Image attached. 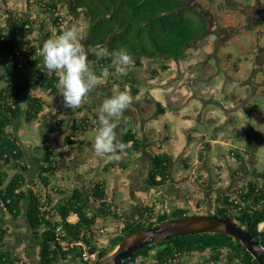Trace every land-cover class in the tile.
Returning <instances> with one entry per match:
<instances>
[{
	"label": "trees",
	"instance_id": "trees-1",
	"mask_svg": "<svg viewBox=\"0 0 264 264\" xmlns=\"http://www.w3.org/2000/svg\"><path fill=\"white\" fill-rule=\"evenodd\" d=\"M190 1L27 0L25 10L7 17L3 24L0 7V82L8 79L7 85L0 88V264H28L9 250L3 217L15 221L25 216L29 232L39 244L36 264H64L78 252L76 247L69 246L74 241L86 243L90 252L97 249L100 217L120 216L108 199L105 181L89 184L85 176L77 171L80 162L76 158L67 160L65 154L57 152L54 147L46 148L45 162L37 170L36 184L56 190L59 187H51L52 177L57 173L73 172V184L78 187L59 188L64 191L60 192L62 197L56 202L50 196L42 197L35 185L28 184L29 167L17 136L19 125L34 124L44 109V99L34 94L33 89H40L48 96L60 95L56 87V73L44 67L39 55L43 41L59 35L66 29L67 22L71 23L81 16L86 23L85 46L90 52L88 62L98 76L104 69L115 72L110 53L125 48L133 57L134 67L144 68V61L158 63V69H145L153 80L168 70L166 59L179 60L209 28L206 13L191 7ZM263 19L264 11L260 8L251 17L255 23H264ZM124 83L134 96L139 93L135 77L126 75ZM147 96L152 100L149 93ZM154 104L156 114L164 113L160 103ZM76 111L81 112L82 107ZM70 114L74 116L75 111L70 109ZM70 121L71 125H68ZM55 126L65 128L62 147L72 152L77 148L75 139L91 125L82 120L77 123L69 116L67 124L57 121ZM121 127L124 133L121 141L131 142L126 156H134L142 149V139L137 137L132 120L128 119ZM205 146L209 145L205 143ZM262 146L264 136L254 132L245 136L243 148L231 151L236 165L230 171V178L237 180V185L223 198L224 207L216 208L212 214L240 225L264 247V168L257 167V153ZM172 165V157L164 150L152 153L147 185L162 187L169 184L173 178ZM157 202L160 201L144 203L136 217L130 222H122L118 233H108L109 244L100 250L97 260L134 231L148 228L171 216L203 214L201 209L205 203L204 200L203 204L195 203L198 210L194 214L182 208L170 214L167 210H157ZM73 213L77 219L71 222L68 218ZM62 242L67 244V249H63ZM196 257L209 264H258L238 241L218 233L192 234L153 243L136 251L123 264H175ZM72 264L81 263L77 259Z\"/></svg>",
	"mask_w": 264,
	"mask_h": 264
},
{
	"label": "rangeland",
	"instance_id": "rangeland-1",
	"mask_svg": "<svg viewBox=\"0 0 264 264\" xmlns=\"http://www.w3.org/2000/svg\"><path fill=\"white\" fill-rule=\"evenodd\" d=\"M26 5L27 0H0V7L3 12L1 20L2 24L7 17L10 18L16 14V12L25 10ZM189 5L206 13L209 19L208 30L189 48L198 43L195 48H197V51L199 52V59H207L210 64L190 68L188 71L189 77L187 79L182 78V80H185V83L182 85L185 86V89L188 92L194 93V95H196L195 92L198 89V92L202 93L203 97H212L216 99L215 102L205 103V99L202 101L197 99L189 101L187 99L186 103L190 105H187L186 107L180 105L179 98H181V96L178 97V91L180 88L177 85L172 84L178 83V63L177 60L173 59H166V63L170 64L172 67L171 72L165 74L164 77L160 74L153 80L147 75L145 69H147V67L158 69V63L144 61V68L134 67L132 65L129 66L127 75L135 77L137 84H139V90H142V94H140L139 97L134 96L129 87L125 85V76H120L119 73L116 72V67L115 72H109V75L102 79L101 83L106 84V87H99L100 90H106L108 93L109 91H114L115 93L119 89V91L130 90V94L134 100L131 106L123 113L121 121H127L128 119L132 120L137 137L142 139L141 148L147 155H145V159H148V155L152 156V153H159L161 150H164L172 157L173 165L171 174L173 179L170 181V184L173 183V189L178 187L182 190L183 196L180 197V199L177 198L175 200V198L172 197L171 202H165L163 199H158V195H154V188L150 189L147 194H145L146 187H142L140 190L136 191V193L142 197L141 201L143 204L159 200L160 202L156 203V209L161 211L167 210L170 214L173 213L176 208L187 209L189 210V214L196 213L198 209H196L195 203L201 202L203 204L205 191L209 189H207L209 183H211L210 187L212 191L216 188H223L226 191V194L236 186L237 180H232L230 178V171L236 165L231 151L234 152L241 149L243 145L241 140L245 133L248 135L254 130L260 132H263L264 130V121L262 120V118L264 119V83L261 82L264 78V74H262L264 65V23H255L254 21H251V17L255 14V11L257 12L259 8L264 11V0H191ZM254 20L257 21L256 18ZM72 26H76L79 29V35L83 37L82 42L85 45L86 23L83 18L77 16L71 23L67 22L65 24L66 28ZM210 44H212L213 48V50L210 51L212 55L211 58L210 55L206 53V48L209 47ZM85 47L87 50V46ZM87 51L90 53L89 50ZM227 54H231L229 60L224 59V56ZM190 56H188L187 59H190ZM233 63L239 64V67L241 68V70L239 69L240 72L237 74L233 71ZM237 69L238 67H235L234 70L238 72ZM213 73L215 78L213 83H210L209 85L211 88L208 89V84L201 83L200 79H205V77H208V75L210 76ZM186 80L188 81L186 82ZM223 80L224 82H220ZM150 81H153L151 83H157L156 85L154 84V86H157L159 89L156 88L154 95L158 96L159 102L162 107H164L166 113H160L159 115L156 114L155 105L148 99L147 93L152 94V91H154L150 86L151 84H148ZM160 83H167L168 85H173L175 87H170L168 91L166 88L163 89V86L160 85ZM162 93H165L166 95L169 94L171 97L176 95L177 100H174L175 103L172 104L167 96L166 98L160 96ZM90 94H92V92ZM59 101L65 108L62 99H59ZM246 103H249L257 113L256 120H251L249 123L247 117L243 115L245 110L244 104ZM221 104L223 106L232 107L231 110H228L227 116L224 115V109ZM51 108L52 102L47 101V109ZM241 108L242 110L239 112L238 110ZM76 109L77 108L74 109V116H71L72 119L77 118V121H84L82 117H87V115L93 117V115L88 114V112H77ZM211 109L215 111V115L211 116L213 121L208 117L210 114H207ZM232 110H235L234 114H232ZM185 112H190L191 114L188 116H191V118L185 116ZM179 113L185 115L181 117L179 116ZM64 114L67 115L65 112ZM64 114L62 113L61 115L66 119ZM139 114L142 115L141 119ZM153 120L155 121V125L159 124L158 128L154 125ZM148 121L151 122L149 125H146V122ZM91 122L95 123V120L93 119ZM161 124L167 125L166 129L163 130ZM93 126L95 129L91 127L87 129L83 135L78 136L82 146L86 145L88 142L93 146L95 132L99 125L95 123ZM33 127L25 125L23 127V129H28V132L30 133L29 139L40 137L38 131ZM220 129H227L226 132L228 134L221 136L215 135L216 131ZM238 129L243 130L242 132H239ZM17 136L19 137L18 142L20 145V140H22L24 136H20L19 130ZM214 139H216L217 142L214 143L212 141ZM58 142L62 145L61 137H58ZM205 143L209 146H205ZM55 144L52 143V145ZM56 147L57 146L55 145L54 148ZM160 147H162V149H160ZM62 148L66 149L65 147ZM90 149L92 150L90 153L85 150L88 156L81 154L80 157L89 160L93 158V161L82 163L80 172L87 177H90V174H97L98 177H96V181H105L109 197H112L114 200L113 208L120 216L118 218L112 217L111 215L100 217L98 219L97 227H106L111 234H116L119 232L122 222L124 221L123 217L128 215L127 212L133 210L132 204H135V201H132L130 197V195L132 196V176L129 170H127L128 172L121 170L117 175L114 169L108 171L109 165L105 169L102 164L104 161L109 160H107L106 157H103V161L102 157H97L94 154L93 147ZM257 154V167L263 169L264 146L258 150ZM80 157L76 159L80 161ZM127 158H129L130 161L132 160V156H128ZM66 159L68 160V158ZM123 160L125 162L129 161L127 159ZM111 164L113 165L114 163L112 162ZM128 168L135 172L132 165H129L127 169ZM72 174L73 172H71V175ZM62 176L65 178V182L68 185L62 187L71 189L74 175L72 177L69 175L66 177V175L63 174ZM31 178H33V175L29 177V179ZM59 180L60 179L58 178L55 181L53 184L54 187H57L56 184L59 183L57 182ZM35 187L39 193H41L42 197L45 195L50 196V198L56 202L60 201V198L62 197L60 196V192L64 191L59 190V188H57L58 190L45 189L41 184H35ZM113 189H115V197L111 195ZM173 191L178 194V190ZM149 192H151V195L153 196L149 197ZM211 195L213 198L215 197V193H211ZM210 202H212V200H210ZM134 211H136V209ZM3 218L5 219L7 217ZM22 224L23 221L21 220L20 228L21 231L24 232L22 230V228H24ZM12 225L13 223L5 225L7 228L5 240L10 246H18L17 252L20 260L30 264L26 257L28 254L25 255L26 252L23 249L24 237L22 236L19 238V243L17 240L18 237L15 233H11V229L15 227ZM13 230L15 231L16 227ZM16 242L18 243L15 244ZM28 251V256L33 259L32 257L36 253L33 252L31 247ZM191 261L193 264H198L197 257L192 258Z\"/></svg>",
	"mask_w": 264,
	"mask_h": 264
},
{
	"label": "crops",
	"instance_id": "crops-1",
	"mask_svg": "<svg viewBox=\"0 0 264 264\" xmlns=\"http://www.w3.org/2000/svg\"><path fill=\"white\" fill-rule=\"evenodd\" d=\"M212 40H213V38H212ZM197 45H198V43L195 46H192L191 48H188L186 50V52L184 53V55L179 60H177V63H178L177 64V75L178 76L177 75L176 76H177L178 83H172V84L177 85L180 88L179 91H178V97L181 96V98H179L180 99V105H184L183 107H186L187 105H190V104H187L186 103V100L187 99L189 101H194V99H197V100H201L202 101L203 99H205L206 100L205 103H211V102H215L216 101V99H214L212 97L211 98H209V97H203V94L200 93V92H198V89L195 92L196 95H194V93L188 92L185 89V86L182 85V84L185 83V80H182V78H186L187 79L189 77V72L188 71H189L190 68H192V67H199L201 65L205 66L206 64H210L209 60H207V59H199V52L197 51V48H195ZM212 50H213L212 44H210V46L206 48V53L208 55H210V58L212 57L211 52H210ZM188 56H190V59H187ZM230 58H231V54H227L226 56H224V59H228L229 60ZM168 66H169L168 70L160 73L162 77H164L165 74L171 72L172 67H171L170 64H168ZM232 67H233V71L236 74L239 73L240 70H241V68L239 67V64H237V63H233L232 64ZM235 67H238V69H237L238 72H236L234 70ZM262 74H264V65H263V69H262ZM214 78L215 77H214V73H213L212 75H210V76L208 75V77H205V79H200V80H201V83H206V85L208 84V89H209V88H211L209 85H210V83H213ZM7 81H8V79H5L4 82H0V88L3 87L4 85H7V83H6ZM187 81L188 80H186V82ZM151 82H153V81H150V83H148V84L149 85L151 84L150 86L154 90V91H152V94L149 93V95L152 97V100H151L152 101V104H154L155 102L160 103L158 96H155L154 95V92L156 91V88H158L157 86H154V84L156 85L157 83H151ZM220 82H224V80L223 81H220ZM261 82L264 83V78L262 79ZM166 84L167 83H160V85L163 86V89L166 88L169 91L170 87H172L173 85H168V84L166 85ZM100 86L106 87V84H103V83L99 84L98 87H96V89L92 92V94L89 93V95L84 99V102L80 106V107H82L83 113L84 112H88V114H92L93 115V117L91 115L90 116L87 115V117H82L84 119V121L89 122V125H91V126L88 127V129L91 128V127H93L95 129V127L93 126V125H95V123L97 125H99V123H98V117H99V114H100L99 113V108H100L103 100L105 98L110 97V96H112V95H114L116 93V92L114 93V91H109V93H108V92H106V90H100V88H99ZM173 87H175V86H173ZM32 91H33L34 94H36L37 96H41L44 99L45 106H44L43 111L40 114L39 120L37 122H35L34 124L29 125L31 127L34 126L33 128L36 131H38L40 137H38L36 139H35V137L29 139L30 133L28 132V129H23L24 125H22V124L19 125V133H20V136H24L23 139L20 140V144H21L22 149H23V152H24V158H25V160L27 162V165L29 167V172L27 174L28 184L29 185H35L36 182L38 181L37 180L38 179L37 178V170H38L39 166L45 162V156L44 155H45V151H46V148L47 147H49V146L54 147L56 145L57 146L56 147L57 148V152L64 153L65 154V157L68 158V160H70L71 158H78V157L81 156V154H84V156H88V154H86L85 150H87V152L90 153L92 151L90 148L93 147L92 144L89 143V142L86 145H83V146L80 145L79 146V142L80 141L77 138V139H75L76 140V146H77L76 150H74L72 152H69L67 149H63L62 148V145H60L59 142H58V137H61V139H62L63 132H64L65 128L58 129L55 126V122H57V121L63 122V123L66 122V124H67L69 116L71 117L70 109L67 108V107L64 108V106L61 105V103L59 101V99H62V101H63V97L61 95H59V96H48V95H46V93H43V91L40 90V89H33ZM140 94H142V90L139 91V93L136 96L139 97ZM160 96H162L163 98H166V96H167V98L170 100V102L172 104L175 103L174 100H177L176 99V95H173L174 97H171L169 94L166 95L165 93L164 94L162 93ZM45 97H46V99H45ZM47 101L52 102V108L51 109H47ZM244 105H245L244 106L245 107V110H244V114L243 115H245L247 117L248 123L251 122V120H254L255 121L256 120V117H257V113L253 110V108L249 105V103H246ZM231 106H232V103H231ZM231 106H223L222 105L224 111L226 112L225 113L222 110L225 116H227L228 110H231V108H232ZM74 109H71V110H74ZM241 110H242V108L239 109L238 111L240 112ZM64 112L67 113V115L64 114ZM214 112L215 111L213 109L209 110L207 112V114L208 113L210 114L208 117L211 118L212 115L214 116L215 115ZM62 113L66 116V119L61 115ZM164 113H166V111H164ZM234 113H235V110H232V114H234ZM185 114L179 113V116L182 117L183 115H185V116L191 118V116H188V115L191 114L190 112H185ZM139 117L141 119L142 118V115L139 114ZM210 118H209V120H210ZM76 119L77 118H75L74 120H76ZM93 119L95 120V123H92L91 122ZM262 120L264 121L263 118H262ZM211 121H213V118H211ZM75 122L79 123L80 121H77L76 120ZM124 122L125 121H120L119 127L116 130L118 136H120L121 139L124 136V133L122 131L121 124L124 123ZM150 122L151 121L146 122V125H149ZM153 123L155 125V121L154 120H153ZM68 125H71V121L69 122ZM25 126H27V125H25ZM155 126H156V128H158L159 124H157ZM161 126H162L163 130L166 129V127H167V125H165V124H163V125L161 124ZM145 127H149V126H145ZM238 130H239V132H242L243 129H238ZM193 131H194V129H193ZM226 131H227V129L217 130L216 133H215V135H217V136L227 135L228 133ZM194 132L197 134L196 131H194ZM254 132H260V131L254 130L251 133H254ZM248 133H250V132H248ZM260 133H262V135L264 136V130H263V132L261 131ZM246 135L247 134L245 133V135L243 136V140H241L242 143H243V145H242L241 148H243V146H244V138H245ZM143 141H144V138H143ZM212 141L214 143L217 142L216 139H214ZM52 143H54V144L56 143V144L55 145H52ZM143 151L144 150L141 149V151H139L134 156H132L131 165H132V168H134L135 172L131 171L130 168L127 169L126 166H123L120 163H118V164H115L114 163L112 165L111 164L112 163L111 161H104L103 158H102V160L104 162H103L102 166H108L109 165L108 171L114 169V171L116 172V175L121 170H124V171L129 170V172L131 173V176H132V181H131V191H132V196H133V200L132 201H137L140 204L141 203L143 204V202L141 201L142 200V197H140L136 193V191L137 190H140V188H142V187H146V193L145 194H147L150 189L154 188V190H155L154 191V195L155 196L158 195L157 198L158 199L159 198L160 199H163V201H165V202H171L172 201V197H174L175 200L177 198L180 199V197L183 196L182 195L183 192L178 187H175L176 189L171 188L172 186H174L173 183L172 184L169 183V184H167L165 186H162V187H148L147 186V184H146V178L149 176L150 171H151V168H152V156L151 155L150 156L148 155V157H147L148 159H145V155L146 154ZM67 156H70V157H67ZM80 158H81V160L79 161L80 162V167H81L82 163H84V162L93 161V158H91V160L86 159V158H83V157H80ZM77 171L79 173H81L80 172V168ZM29 174H30V176L33 175V178L29 179V177H30ZM63 174L66 175V177L68 175L71 176V177L74 175V174L71 175V172L57 173L51 179V186H53V184L55 183V181L58 178L60 180L57 181V182H59L60 184L59 183L56 184L57 187L64 188L62 186H68L67 183L65 182V178L62 176ZM96 177H98L97 174H90V177L85 176V178L87 179V181H88L89 184L91 182L92 183L95 182L96 181L95 180ZM76 187H78V186L76 184H73V182H72L71 183V189L76 188ZM114 190L115 189H113L112 190L113 192L111 193V195L113 197H115V191ZM173 190H178V194H176V192L173 191ZM106 192H107V195H108V199L113 204L114 203V200L112 199V197L111 198L109 197V192L107 190V185H106ZM148 195H149V197L150 196H153V195H151V192H149ZM147 203H149V202H147ZM133 205H135V204L133 203L132 206ZM6 219H8V218H6ZM24 222H26V221H24ZM72 222H74V220ZM14 233L18 237L17 240L19 242V238H21L22 235H23L20 226L16 227V230L14 231ZM34 252H37V254H34V255H36V256L39 255V250L38 251H34Z\"/></svg>",
	"mask_w": 264,
	"mask_h": 264
},
{
	"label": "clouds",
	"instance_id": "clouds-1",
	"mask_svg": "<svg viewBox=\"0 0 264 264\" xmlns=\"http://www.w3.org/2000/svg\"><path fill=\"white\" fill-rule=\"evenodd\" d=\"M83 37L79 35L76 26L66 28L54 38L43 41L39 51L44 67L57 75L56 87L63 97L65 107L79 108L84 99L101 84L102 79L109 75L104 69L97 75L88 62L89 53L86 50ZM112 64L120 76L128 74L129 66L134 64L133 57L125 48L110 53ZM130 90L119 91L103 100L99 108L98 123L93 143V151L97 157L118 164L127 154L131 142L123 143L117 134V128L123 113L133 103Z\"/></svg>",
	"mask_w": 264,
	"mask_h": 264
},
{
	"label": "water",
	"instance_id": "water-1",
	"mask_svg": "<svg viewBox=\"0 0 264 264\" xmlns=\"http://www.w3.org/2000/svg\"><path fill=\"white\" fill-rule=\"evenodd\" d=\"M213 233L227 235L238 241L258 262L264 264V247L240 225L215 214L205 213L186 217H173L134 231L124 237L115 248L103 258L90 264H123L136 251L153 243L162 242L179 236ZM78 259V252L63 262L72 264Z\"/></svg>",
	"mask_w": 264,
	"mask_h": 264
},
{
	"label": "flooded vegetation",
	"instance_id": "flooded-vegetation-1",
	"mask_svg": "<svg viewBox=\"0 0 264 264\" xmlns=\"http://www.w3.org/2000/svg\"><path fill=\"white\" fill-rule=\"evenodd\" d=\"M123 159L129 160V158H127L126 155L123 156ZM123 159L121 160V163H120L121 165L126 166V167L131 165V161L130 160H129L130 162L129 161L125 162ZM210 184L211 183H209V186L207 187V189L208 188L209 189L205 191V196H204V199H203L204 202H205L204 205H203V208L201 209V213H203V214H205V213L212 214L216 210V208L224 207L222 201H223V198L226 195V193H225L226 191L223 188H216V189H214V191H212V189L210 187ZM171 188H173V186ZM211 193H215V197L214 198L212 197ZM130 197L133 200V196L130 195ZM210 200H212V202H210ZM142 205H143L142 203L140 204L139 202L135 201V205L132 206L133 210L131 209L132 211L127 212L128 215L123 217L124 221L125 222H130L131 219L136 217L138 215L139 209L142 207ZM135 209H136V211H134ZM4 220L5 221H3V224H2L4 228L6 227L5 226L6 224L10 225L12 223H13L12 226L18 227V226H20V221L21 220L23 221L22 226L24 228H22V230L24 232H22L23 233L22 236L24 237V240H23V244H24L23 247L24 248L23 249L26 252L25 255H27V254L29 255L28 249H30V247L33 249V252L40 250L37 240L33 239L31 233L29 232L28 225L26 224V222H24L26 220L25 216L19 218L18 220H15V221L11 220L10 218H8V219L5 218ZM13 229H11V233L14 232ZM15 244H17V242ZM8 247H9V250L14 254V256H16V257L18 256L19 257V254L17 252V247L18 246H16V245H13V246L8 245ZM35 253L37 254V252H35ZM28 255L26 257L29 260L30 264H36V262L38 261V259H37L38 256H34L33 255V257H32L33 259H31L30 256H28ZM126 264H129V263H126ZM175 264H193V263H192L191 259H185V260H180V261L176 262ZM198 264H209V263H206L205 260H203L202 258L201 259L198 258Z\"/></svg>",
	"mask_w": 264,
	"mask_h": 264
},
{
	"label": "built area",
	"instance_id": "built-area-1",
	"mask_svg": "<svg viewBox=\"0 0 264 264\" xmlns=\"http://www.w3.org/2000/svg\"><path fill=\"white\" fill-rule=\"evenodd\" d=\"M77 219V215L75 213L71 214L68 218L69 221H75ZM100 237L98 238V242L96 244L97 249L93 252H90V248L86 243L81 240L74 241L70 243V247H76L78 249V260L81 264H90L97 261L100 250L104 247H107L109 244V239L107 234L110 233L109 229L106 227H99ZM63 249H67L68 246L65 242H62Z\"/></svg>",
	"mask_w": 264,
	"mask_h": 264
},
{
	"label": "bare ground",
	"instance_id": "bare-ground-1",
	"mask_svg": "<svg viewBox=\"0 0 264 264\" xmlns=\"http://www.w3.org/2000/svg\"><path fill=\"white\" fill-rule=\"evenodd\" d=\"M258 134V133H257ZM242 140H243V138H242ZM247 141V140H246ZM245 143H247V142H245ZM246 146V145H245Z\"/></svg>",
	"mask_w": 264,
	"mask_h": 264
}]
</instances>
